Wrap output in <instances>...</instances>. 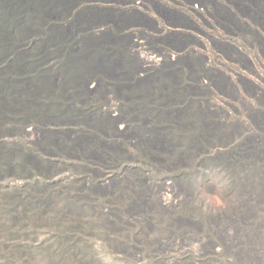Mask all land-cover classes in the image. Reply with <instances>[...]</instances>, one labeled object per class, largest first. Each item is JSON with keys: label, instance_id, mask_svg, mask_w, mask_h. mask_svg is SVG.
<instances>
[{"label": "rangeland", "instance_id": "1", "mask_svg": "<svg viewBox=\"0 0 264 264\" xmlns=\"http://www.w3.org/2000/svg\"><path fill=\"white\" fill-rule=\"evenodd\" d=\"M262 1L43 7L25 52L59 38L113 55L95 64L87 94H72L84 121L13 123L0 134V152L52 165L0 176V264H264ZM91 8L104 14L84 13ZM59 62L44 65L54 91L71 74ZM83 133L89 156L41 149L46 138L75 143Z\"/></svg>", "mask_w": 264, "mask_h": 264}, {"label": "trees", "instance_id": "2", "mask_svg": "<svg viewBox=\"0 0 264 264\" xmlns=\"http://www.w3.org/2000/svg\"><path fill=\"white\" fill-rule=\"evenodd\" d=\"M73 1L0 0V65L6 66L4 74L0 76V134L13 131L16 128L13 123L24 124L28 121L78 123L87 117L86 113L70 104L72 94H87L89 89L86 83L95 75V64L113 55V51L105 47L75 48L69 43H62L63 40L59 38L48 39L47 42L35 47L32 53H27L24 49L26 37L36 32L27 25L36 24L38 20L40 21V15L47 14L49 9L45 11L43 8L45 5L53 8L64 2L65 5H71ZM79 2L80 0H76V4ZM84 11L104 14L103 11L93 8ZM10 18L13 20L9 21ZM20 28L23 29L22 34L17 36L13 33V30L17 31ZM65 28L66 25L60 29ZM80 39L85 38L82 36ZM53 58L60 60L56 67L63 72H71L65 82L68 85H62L58 91H54L52 71L44 67L46 62ZM85 134L80 135V142L75 143L61 140L56 142L53 137L46 138L41 143V149L45 153L89 156L95 151L89 145L90 139ZM98 145L104 146L99 142ZM51 167V163L40 161L29 152L19 153L10 150L0 152V176L7 173L27 175L30 171H47Z\"/></svg>", "mask_w": 264, "mask_h": 264}, {"label": "bare ground", "instance_id": "3", "mask_svg": "<svg viewBox=\"0 0 264 264\" xmlns=\"http://www.w3.org/2000/svg\"><path fill=\"white\" fill-rule=\"evenodd\" d=\"M263 1H264V0H263ZM263 1H262V2H263ZM164 9H165V8H164ZM169 10H171V9H169ZM135 11H136V10H135ZM126 12H127V11H126ZM131 12H132V11H131ZM131 12H130V13H131ZM133 12H134V10H133ZM161 12H162V11H161ZM164 12H166V11H164ZM164 12H163V13H164ZM174 12H175V11H174ZM117 13H118V12H117ZM117 13H116V14H117ZM172 13H173V12H172ZM138 14H139V13H138ZM178 15H179V14H178ZM231 16H232V15H231ZM107 17H108V16H107ZM109 17H110V15H109ZM119 17H120V16H119ZM130 17H131V16H130ZM139 17H140V16H139ZM176 17H177V16H176ZM227 17H228V16H227ZM232 17H233V16H232ZM120 18H122V17H120ZM124 18H125V17H124ZM170 18H171V17H170ZM117 19H118V18H117ZM122 19H123V18H122ZM232 19H233V18H232ZM108 20H109V19H108ZM124 20H125V19H124ZM136 20H137V19H136ZM144 20H145V19H144ZM121 21H122V20H121ZM128 21H129V20H128ZM140 21H141V20H140ZM142 21H143V20H142ZM227 21H228V20H227ZM125 22H127V21H125ZM230 22H231V21H230ZM236 22H237V21H236ZM113 23H114V25H119V24H120V20H118V21L115 20V21H113ZM134 24H135V23H134ZM111 25H112V24H111ZM117 27H118V26H117ZM120 27H121V26H120ZM120 27H119V28H120ZM112 28H113V27H112ZM119 28H118V29H119ZM170 37H171V36H170ZM175 37H176V36H175ZM167 38H168V37H167ZM171 39H173V38H171ZM169 40H170V39H169ZM177 40H178V39H177ZM174 41H175V40H174ZM165 42H166V41H165ZM172 43H173V42H172ZM170 44H171V43H170ZM172 45H174V44H172ZM122 61H123V60H122ZM122 61H121V60H120V61L117 60V61H115L114 63H112L111 66H118V67H119V66H122ZM97 64L99 65V67L101 66V67L105 68V64H104V62H98ZM140 66L142 67V65H140ZM97 67H98V66H97ZM112 68H113V67H112ZM138 68H139V67H138ZM110 69H111V68H110ZM115 69H116V68H115ZM101 71H104V72H108V71H109V72H110V70H105V69H104V70L101 69ZM116 71H117V70H116ZM109 72H108V73H109ZM136 72H137V71H136ZM109 74H110V73H109ZM115 74H116V73H115ZM103 75H104V74H103ZM113 75H114V73H113ZM106 76H107V75H106ZM116 76H117V75H116ZM118 76H119V74H118ZM112 77H113V76H112ZM112 77H111V78H112ZM117 78H118V77H117ZM139 80H140V79H139ZM142 80H143V79H142ZM148 80H149V79H148ZM149 82H150V81H149ZM145 86H146V84H145ZM145 86H144V87H145ZM95 87H96V86H95ZM122 87H123V86H122ZM137 87H138V86H137ZM139 88H140V86H139ZM121 89H122V88H121ZM121 89H120V90H121ZM90 90H91V89H89V91H90ZM120 90H119V91H120ZM115 91H116V93H118V89H116ZM121 91H122V90H121ZM130 91H131V90H130ZM131 92H132V91H131ZM119 94H120V93H119ZM116 95H117V94H116ZM119 96H120V95H119ZM158 97H159V96H158ZM120 98H121V97H120ZM151 98H152V97H151ZM156 101H157V100H156ZM160 101H161V100H160ZM154 115H155V114H154ZM152 117H153V116H152ZM156 118H158V117H156ZM165 119H166V118H165ZM145 120H146V119H145ZM143 121H144V120H143ZM141 123H142V122H141ZM100 128H101V127H100ZM150 135H151V134H150ZM147 136H148V135H147ZM156 136H157V135H156ZM154 137H155V136H154ZM144 138H145V137H144ZM144 138H143V139H144ZM146 139H147V138H146ZM148 139H149V138H148ZM160 143H161V141H160ZM151 144H152V143H151ZM154 145H155V149H160V148H161V145L158 144V143H156V144H154ZM110 146H111V145H110ZM163 146H164V145H163ZM113 147H114V146H113ZM107 148H108V147H107ZM161 150H162V149H161ZM255 196H256V195H255ZM262 196H263V193H262V192H258V198H259V199H260V198L262 199ZM204 205H205V204H204ZM205 206H207V205H205Z\"/></svg>", "mask_w": 264, "mask_h": 264}, {"label": "clouds", "instance_id": "4", "mask_svg": "<svg viewBox=\"0 0 264 264\" xmlns=\"http://www.w3.org/2000/svg\"><path fill=\"white\" fill-rule=\"evenodd\" d=\"M217 206H218V207H222V206H223V202H222V201H219V202L217 203Z\"/></svg>", "mask_w": 264, "mask_h": 264}]
</instances>
